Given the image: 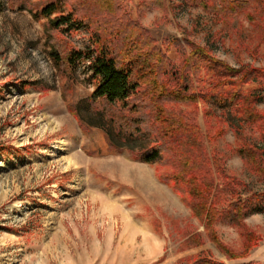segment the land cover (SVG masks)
Returning <instances> with one entry per match:
<instances>
[{
  "label": "rangeland",
  "instance_id": "374dc122",
  "mask_svg": "<svg viewBox=\"0 0 264 264\" xmlns=\"http://www.w3.org/2000/svg\"><path fill=\"white\" fill-rule=\"evenodd\" d=\"M46 1L0 0V264H184L202 254L223 264H264V213H250L243 226L218 220L209 228L186 187L160 179L174 164L165 151L150 164L128 150L109 149V138L136 150L157 138L130 140L92 110L90 60L79 62L66 92L67 78L50 55L48 19L40 14ZM106 1L138 20L182 76L192 43L234 68H264V45L243 14L224 19L186 0ZM142 1L147 5L140 12ZM63 10L69 12V4ZM124 35L120 41L131 40ZM65 36L80 49L95 45L83 27ZM247 47L258 48L257 56ZM202 77L203 84L193 75L187 79L199 91L209 87L210 74L202 71ZM244 90L261 96L254 108L263 119L253 124L233 105L199 99L196 110L175 107L196 111L205 134L224 129L207 141L208 149L247 184L241 189L246 199L262 192L264 183L235 147L249 139L264 151V77ZM249 235L255 240L245 257L225 255L226 249L238 254L246 248Z\"/></svg>",
  "mask_w": 264,
  "mask_h": 264
},
{
  "label": "trees",
  "instance_id": "16d2710c",
  "mask_svg": "<svg viewBox=\"0 0 264 264\" xmlns=\"http://www.w3.org/2000/svg\"><path fill=\"white\" fill-rule=\"evenodd\" d=\"M186 1L224 19L243 14L256 28L258 41L264 45V0ZM65 4H69V12L63 10ZM146 5L144 1L140 3V12ZM120 11L117 4L106 0H47L41 8L40 14L48 19L50 55L67 78L66 92L73 89L72 80L79 62L90 60L95 85L90 99L92 110L109 119L114 129L130 140H147L152 135L157 138L137 150L118 145L109 138V149L128 150L150 164L160 161L165 151L174 164L170 172L160 175V179L185 186L192 198V207L202 221L206 219L209 228L218 220L243 226L250 213H264V190L252 192L243 199L241 189L247 188V184L228 173L219 156L209 152L207 141L224 135V129L205 134L196 121V111L183 113L175 107L183 103L193 105L196 110L199 99L221 108L233 105L253 124L263 119L254 108L261 96L253 91L246 92L244 86L264 77V68L246 64L234 68L215 58L206 48L192 43L190 58H185L182 66L187 76H182L180 68L146 28ZM81 27L90 33L94 46L80 49L66 38L67 32ZM123 34L131 40L120 41ZM247 50L254 57L258 54V48L247 47ZM202 71L210 74L206 80L209 87L198 91L187 78L193 75L203 84ZM73 112L84 127L77 110ZM235 150L264 183L262 148L248 139L239 142ZM209 230L208 237L215 240V232ZM254 240L249 235L246 248L238 254L227 249L224 253L230 259L245 257L251 249L249 243ZM184 264L223 263L202 254L196 261Z\"/></svg>",
  "mask_w": 264,
  "mask_h": 264
}]
</instances>
